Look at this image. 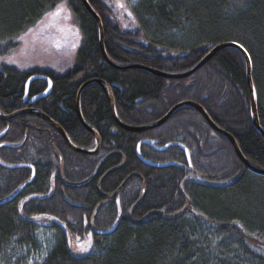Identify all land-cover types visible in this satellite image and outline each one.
Segmentation results:
<instances>
[{
    "label": "trees",
    "instance_id": "trees-1",
    "mask_svg": "<svg viewBox=\"0 0 264 264\" xmlns=\"http://www.w3.org/2000/svg\"><path fill=\"white\" fill-rule=\"evenodd\" d=\"M88 1L102 20L107 55L118 66L181 74L217 46L243 45L264 130V0H140L133 9L135 31L121 30L103 0ZM64 2L82 34L75 68L56 75L1 67V115L24 110L29 79L46 75L53 80L51 100L36 109L76 147L93 151L96 139L79 123L75 107L80 88L99 80L112 88L117 116L131 127L153 124L180 103L200 104L264 170V137L252 122L246 61L235 48L221 50L183 80L121 72L103 59L98 25L81 0H0V56L17 49L20 37ZM47 86L33 82L30 96ZM80 107L102 140L94 156L71 150L37 117L0 121V135L7 131L0 138V264H31L42 251L37 238L46 223L60 237L34 264H264V177L251 173L195 109L181 108L161 127L132 133L114 122L99 85L83 91ZM142 142L169 146L158 152L144 144L141 154L170 166L144 164L137 154ZM116 225L111 235L100 234ZM68 235H91L93 251L75 256Z\"/></svg>",
    "mask_w": 264,
    "mask_h": 264
},
{
    "label": "rangeland",
    "instance_id": "rangeland-1",
    "mask_svg": "<svg viewBox=\"0 0 264 264\" xmlns=\"http://www.w3.org/2000/svg\"><path fill=\"white\" fill-rule=\"evenodd\" d=\"M139 1L103 0L112 10V18L123 31L138 29L139 25L133 9ZM118 4H123L124 7H117ZM60 6L64 9L60 16L46 15L31 32L28 31L22 36L23 39H19L20 46L17 49L7 55L0 56V68L10 66L23 72L51 71L57 75H65L75 68L77 53L82 44V34L68 3L64 2ZM73 44L75 45L74 48L72 47ZM46 225L48 228H42L37 238L42 251L40 255L30 259L31 264L41 263L46 259L60 237L56 230L51 229L53 226L48 225V223ZM68 241L72 254L77 257H85L93 251L91 235L85 238L68 235ZM82 247L87 250L81 251Z\"/></svg>",
    "mask_w": 264,
    "mask_h": 264
},
{
    "label": "water",
    "instance_id": "water-1",
    "mask_svg": "<svg viewBox=\"0 0 264 264\" xmlns=\"http://www.w3.org/2000/svg\"><path fill=\"white\" fill-rule=\"evenodd\" d=\"M83 6L85 7V9L87 10V12L94 18V20L96 21L98 28H99V46H100V51L102 54L103 59L105 60V62L110 65L112 68H114L117 71H128V70H141L144 71L146 73H149L151 75L163 78V79H167V80H183V79H187L193 75H195L198 71H200L204 66H206L215 56L218 52H220L223 49L226 48H235L238 51H240L242 53V55L245 58L246 61V76H247V84H248V89H249V93H250V106H251V117H252V122H253V126L254 129L256 130V132L258 134H260L262 137H264V130L261 128L260 126V121H259V115H258V97H257V92H256V88H255V84L253 81V67H252V62H251V58L249 59V54L247 51H245L244 47L241 48V45H238L236 43H228V44H224V45H220L217 46L216 48L212 49L208 55L196 66L194 67L192 70L186 72V73H181V74H170V73H165V72H161V71H157L148 67H144V66H140V65H131V66H126V67H122V66H118L116 64H114L110 58L107 55L106 52V48H105V37H104V29H103V24H102V20L100 18V16L97 14V12L93 9V7L91 6V4L89 3L88 0H81ZM47 80L48 82H51L50 79H48L45 76H33L32 78L29 79L28 83H27V92H26V97H28V89L31 85V83L33 82V80ZM93 84H97L99 85L108 101H109V105H110V110H111V114H112V118L114 120V122L122 129L128 131V132H132V133H143L146 131H150V130H154L157 129L159 127H161L162 125H164L165 123H167L172 117L173 115L180 110L181 108L184 107H191L193 109H195L196 111H198L206 120V122L209 124V126L219 135L225 137L230 144L232 145L235 154L237 155V157L239 158V160L247 167V169L258 176L264 177V170L256 168L255 166H253L243 155V153L241 152L238 143L236 141V139L230 134L227 133L226 131H223L221 129H219L216 124L211 120V118L209 117L208 113L198 104L193 103V102H183L181 104H178L176 106H174L166 116H164L162 119H160L159 121L147 125V126H143V127H131L128 126L124 123H122L120 121V119L117 116L116 113V109H115V101H114V96L112 93V88L103 83L102 81L99 80H92L90 82L85 83L79 90L78 95H77V100H76V112H77V117L78 120L80 122V124L82 125V127H84L89 133H91L97 142L96 148L93 151H87L84 149H80L78 147H76L69 139V137L67 136L66 132L54 121H52L48 116H46L45 114H43L40 111L37 110H24V111H17L13 114L10 115H1L0 114V121L3 122H8L11 121L13 119H15L16 117L19 116H23V115H32V116H36L41 118L43 121H45L48 125L52 126L65 140L67 146L73 150L76 153L79 154H85L88 156H94L97 155L102 147V140L99 136V134L93 130L84 120L82 113H81V109H80V100H81V95L83 93V91L89 87L90 85ZM51 93V86L50 88L43 93L42 95L36 97L35 99L32 100V102L36 101V100H40L42 98H46L50 95ZM26 101V100H25ZM6 135V131L0 135V138L4 137ZM146 144L148 146H151L154 150L158 151V152H163L165 151L166 148H168L169 146H167L166 148H160L156 145H154L153 143L150 142H142L138 145V150H137V154L139 159L146 165L148 166H152L155 168H165L168 167L170 165L168 164H155L152 162L147 161L146 159L143 158L142 154H141V147ZM185 153L188 159V162L190 163V157H189V153L188 150L185 149ZM174 165V164H173ZM11 169H15V168H11ZM34 179V175L33 178L31 180V182ZM24 188V187H23ZM22 188V189H23ZM117 229V225L114 226L113 228H111L108 231H104V232H100L101 235L104 236H108L111 235L112 233H114V231Z\"/></svg>",
    "mask_w": 264,
    "mask_h": 264
},
{
    "label": "flooded vegetation",
    "instance_id": "flooded-vegetation-1",
    "mask_svg": "<svg viewBox=\"0 0 264 264\" xmlns=\"http://www.w3.org/2000/svg\"><path fill=\"white\" fill-rule=\"evenodd\" d=\"M51 72V71H50ZM54 73V72H53ZM55 74V73H54ZM57 75V74H56ZM33 76H45V77H47L48 79H50V81H51V93H50V95L48 96V97H46V98H42V99H40V100H36V101H34V102H32V98H30V100H23V104L25 105V109L24 110H28V109H31V110H37V111H39V109H36V107L37 106H39L40 104H41V102H43V101H46V100H51V94H52V92H53V80L50 78V77H48V76H46V75H33ZM32 76V77H33ZM31 77V78H32ZM36 81H44V82H46L47 83V88H46V90L44 91V92H42V93H45L49 88H50V86H49V82L47 81V80H37V79H35V80H33V82H36ZM32 82V83H33ZM31 83V84H32ZM42 93H40V94H42ZM113 93V92H112ZM48 105H49V103H48ZM75 109H76V107H75ZM80 109H81V107H80ZM24 110H20V111H24ZM76 114H77V112H76ZM50 118V117H49ZM78 118V117H77ZM52 121H54L52 118H50ZM79 121V120H78ZM55 123H57L56 121H54ZM80 123V122H79ZM58 124V123H57ZM59 125V124H58ZM60 126V125H59ZM61 127V126H60ZM62 128V127H61ZM68 136V135H67ZM96 145H97V143H96ZM102 148V147H101Z\"/></svg>",
    "mask_w": 264,
    "mask_h": 264
},
{
    "label": "snow or ice",
    "instance_id": "snow-or-ice-1",
    "mask_svg": "<svg viewBox=\"0 0 264 264\" xmlns=\"http://www.w3.org/2000/svg\"><path fill=\"white\" fill-rule=\"evenodd\" d=\"M117 7L123 8L124 5H123V4H118ZM63 11H64L63 7L60 6V5H58L57 8H56V11L51 12V13H47L46 15H48V16H52V17H58V16H60L61 12H63ZM129 15H131V13H129ZM66 18H67V17H66ZM28 31L31 32L32 29H29ZM61 31H63V29H61ZM77 34H78V30H77ZM20 39H23V37H20ZM72 47L74 48L75 45L73 44ZM240 47L243 48V45H241ZM245 51H247V50L245 49ZM248 58L250 59V56H249ZM49 86H51V82H49ZM22 203H23V202H22ZM86 250H87V249H85V248H83V247L81 248V251H86Z\"/></svg>",
    "mask_w": 264,
    "mask_h": 264
},
{
    "label": "bare ground",
    "instance_id": "bare-ground-1",
    "mask_svg": "<svg viewBox=\"0 0 264 264\" xmlns=\"http://www.w3.org/2000/svg\"><path fill=\"white\" fill-rule=\"evenodd\" d=\"M26 92H27V84H26V87H25V94H24V100H30V98H32L31 100H33V99H35L36 97H38V96H40V95H42V94H37V95H35V96H30V87H29V89H28V97H26ZM186 102H189V101H186ZM193 103H195V102H193ZM181 104V103H180ZM196 104H198V103H196ZM198 105H200V104H198ZM201 106V105H200ZM202 107V106H201ZM203 108V107H202ZM204 109V108H203ZM205 110V109H204ZM40 112H42L43 114H45L43 111H41V110H39ZM206 111V110H205ZM198 112V111H197ZM199 113V112H198ZM200 114V113H199ZM46 116H48L47 114H45ZM201 115V114H200ZM29 116H32V115H29ZM202 116V115H201ZM34 117H36V116H34ZM49 117V116H48ZM203 117V116H202ZM37 118H39V117H37ZM204 118V117H203ZM39 119H41V118H39ZM42 120V119H41ZM43 121V120H42ZM45 122V121H44ZM217 126V125H216ZM218 127V126H217ZM219 128V127H218ZM220 129V128H219ZM222 130V129H221ZM6 134H7V131H6ZM71 141V140H70ZM150 162V161H149ZM153 163V162H152ZM155 164H157V163H155ZM150 167H152V166H150ZM153 168H155V167H153Z\"/></svg>",
    "mask_w": 264,
    "mask_h": 264
}]
</instances>
